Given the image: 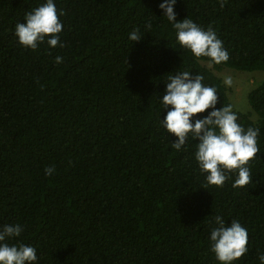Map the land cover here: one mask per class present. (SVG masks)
<instances>
[{"label":"trees","instance_id":"obj_1","mask_svg":"<svg viewBox=\"0 0 264 264\" xmlns=\"http://www.w3.org/2000/svg\"><path fill=\"white\" fill-rule=\"evenodd\" d=\"M44 2L0 0V225L24 228L8 242L35 247L39 264H219L209 235L220 214L249 233L235 264H260L264 80L248 93L251 110L236 109L208 59L176 42L162 0H55L63 46L24 48L15 25ZM175 12L216 31L229 60L215 68L264 71V0H177ZM176 71L202 74L217 107L260 129L248 185L233 188V172L209 186L196 142L172 148L159 97Z\"/></svg>","mask_w":264,"mask_h":264},{"label":"clouds","instance_id":"obj_2","mask_svg":"<svg viewBox=\"0 0 264 264\" xmlns=\"http://www.w3.org/2000/svg\"><path fill=\"white\" fill-rule=\"evenodd\" d=\"M177 0H162L159 4L166 20L175 29L176 42L187 49L197 60L207 58L210 64L220 65L229 60V52L211 25L206 29L193 20H177L175 5ZM223 6V5H221ZM55 0H46L31 12L24 21L15 25L14 36L27 49L36 50L45 41L50 47L60 45V33L64 27ZM134 43L140 41V30L129 33ZM60 64L63 57L57 56ZM165 94L159 97L162 113L166 111L159 125L174 139L172 148L185 149L191 139L196 142L194 152L199 170L209 186L222 187L235 172L233 188H242L252 180L249 162L260 153L258 146L259 128L245 129L238 123V114L231 105L217 107L220 96L214 86L204 84V76L193 71H176L167 75ZM223 83L231 87L230 76ZM207 113L202 117L197 114ZM162 115V114H161ZM51 176L54 168H46ZM209 235L210 250L219 264H235L248 252V230L236 219L228 224L224 217L216 214ZM24 228L20 224L0 225V264H39L37 249L27 244H10L21 235ZM264 264V254L259 255Z\"/></svg>","mask_w":264,"mask_h":264},{"label":"rangeland","instance_id":"obj_3","mask_svg":"<svg viewBox=\"0 0 264 264\" xmlns=\"http://www.w3.org/2000/svg\"><path fill=\"white\" fill-rule=\"evenodd\" d=\"M205 64L223 80L228 76L232 78L233 83L231 87H228V94L234 107L241 111H250L251 107L247 98L248 93L264 80V71L238 70L228 66L217 69L209 62Z\"/></svg>","mask_w":264,"mask_h":264}]
</instances>
